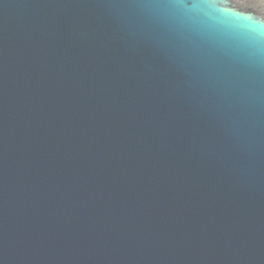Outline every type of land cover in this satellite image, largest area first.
Instances as JSON below:
<instances>
[{"label": "water", "instance_id": "obj_1", "mask_svg": "<svg viewBox=\"0 0 264 264\" xmlns=\"http://www.w3.org/2000/svg\"><path fill=\"white\" fill-rule=\"evenodd\" d=\"M0 264H264V0H0Z\"/></svg>", "mask_w": 264, "mask_h": 264}]
</instances>
